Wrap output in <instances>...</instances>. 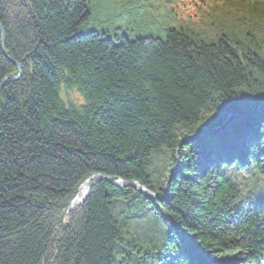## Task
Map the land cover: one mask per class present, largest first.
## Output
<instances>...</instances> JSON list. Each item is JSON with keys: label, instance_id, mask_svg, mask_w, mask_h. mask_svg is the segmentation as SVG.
<instances>
[{"label": "trees", "instance_id": "1", "mask_svg": "<svg viewBox=\"0 0 264 264\" xmlns=\"http://www.w3.org/2000/svg\"><path fill=\"white\" fill-rule=\"evenodd\" d=\"M197 2L120 40L77 34L89 0H0V264H264V0Z\"/></svg>", "mask_w": 264, "mask_h": 264}, {"label": "rangeland", "instance_id": "2", "mask_svg": "<svg viewBox=\"0 0 264 264\" xmlns=\"http://www.w3.org/2000/svg\"><path fill=\"white\" fill-rule=\"evenodd\" d=\"M89 4L92 10V20L79 29L78 35L96 31L100 34H106L110 38L117 36L120 40H123L125 36L130 40L146 36L165 38L166 29L168 24L172 22V18L174 16H177V19L181 18L180 10L177 11V14H169L163 8H142L146 4L145 1L89 0ZM139 4L142 5L141 8H138ZM61 96L65 103H69V99L76 105L85 103L82 94L77 89L68 90L62 87ZM164 153L166 156V152ZM244 183L248 184L249 182L245 180ZM134 228H137L136 223H134ZM125 238L128 239L129 237ZM125 250V253L131 254L132 258L127 264H142L141 261L144 264H150L143 259L139 260L140 257L137 255L136 249L125 247ZM120 255L119 252L116 253L114 264H123L122 253Z\"/></svg>", "mask_w": 264, "mask_h": 264}, {"label": "water", "instance_id": "3", "mask_svg": "<svg viewBox=\"0 0 264 264\" xmlns=\"http://www.w3.org/2000/svg\"><path fill=\"white\" fill-rule=\"evenodd\" d=\"M0 33L2 35V40H3V51L6 54L4 45H5V31L3 26L0 23ZM15 65L18 67L19 69V75L14 77L13 80H19L20 77L22 76V67L21 65L15 63ZM12 75H9L5 78V80L3 81V83L0 85V93L2 92V90L4 89V87L6 86V84L8 83L9 79L11 78ZM101 180H105L109 183H111L112 185H114L115 187L118 188H127L129 186L133 187L134 189H136L137 191H140L142 193L148 194L153 198L157 199V196L152 193L151 191H149L146 187H144L143 185H141L139 182L134 181V182H128L125 180H117V181H112V179L110 177L107 176H99L97 181H101ZM94 178L89 179L79 190V194L77 195V197L73 200L70 208H69V212H71L72 210L76 209L77 207L83 205V203L87 200L89 193L91 191L92 186H94L95 182L93 183Z\"/></svg>", "mask_w": 264, "mask_h": 264}]
</instances>
